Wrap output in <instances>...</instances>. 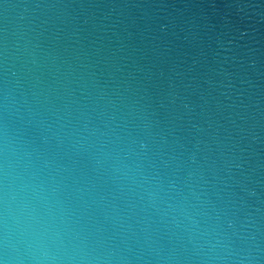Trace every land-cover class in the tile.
<instances>
[{
  "label": "water",
  "instance_id": "obj_1",
  "mask_svg": "<svg viewBox=\"0 0 264 264\" xmlns=\"http://www.w3.org/2000/svg\"><path fill=\"white\" fill-rule=\"evenodd\" d=\"M0 264H264V0H0Z\"/></svg>",
  "mask_w": 264,
  "mask_h": 264
}]
</instances>
